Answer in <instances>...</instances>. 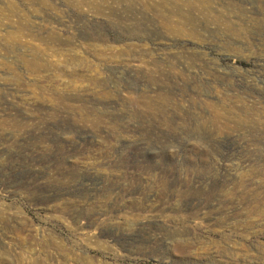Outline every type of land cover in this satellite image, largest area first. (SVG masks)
<instances>
[{
  "label": "rangeland",
  "instance_id": "1",
  "mask_svg": "<svg viewBox=\"0 0 264 264\" xmlns=\"http://www.w3.org/2000/svg\"><path fill=\"white\" fill-rule=\"evenodd\" d=\"M0 264H264V0H0Z\"/></svg>",
  "mask_w": 264,
  "mask_h": 264
}]
</instances>
